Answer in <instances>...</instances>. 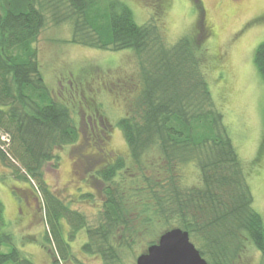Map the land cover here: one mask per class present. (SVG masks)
I'll list each match as a JSON object with an SVG mask.
<instances>
[{"label":"trees","instance_id":"obj_1","mask_svg":"<svg viewBox=\"0 0 264 264\" xmlns=\"http://www.w3.org/2000/svg\"><path fill=\"white\" fill-rule=\"evenodd\" d=\"M192 2L204 15L199 0ZM203 22L193 35L168 45L158 25H139L121 0H0V139L7 135L2 143L8 147L0 146V160L11 164L14 180L32 184L38 194L46 225L43 245L53 264H88L70 245L82 230L85 254L99 256L103 264H130L126 254L144 238L148 248L174 228L189 233L209 264H235L246 241L264 264V217L253 206L244 163L206 78ZM49 23L70 25L73 44L132 50L139 59V96L117 124L129 160L118 157L97 172L107 186L96 226L45 178L48 164L56 169L60 164L56 150L80 136L70 108L45 84L39 63L37 43ZM254 62L264 81V42ZM186 166L198 171V184H184ZM134 167L144 184L135 180L126 188L116 182ZM4 212L0 200V248L7 249L0 250V264H34L4 231Z\"/></svg>","mask_w":264,"mask_h":264},{"label":"rangeland","instance_id":"obj_2","mask_svg":"<svg viewBox=\"0 0 264 264\" xmlns=\"http://www.w3.org/2000/svg\"><path fill=\"white\" fill-rule=\"evenodd\" d=\"M121 1L133 10L139 25H158L168 45L193 35L199 29V20L203 19L208 33L206 78L244 163L254 195L253 206L264 217V81L254 62L255 51L264 42V18L259 19L264 16V0H199L204 15L198 13L192 0ZM71 35L70 25L56 27L49 23L37 43L45 84L58 101L70 108L80 133L77 142L56 150L60 164L57 169L53 168L54 164H48L45 178L59 197L96 226L107 186L97 172L118 157L129 160V148L117 124L128 114L130 100L139 96V59L132 50L110 52L73 44ZM2 136L0 146L8 151L2 143L7 135ZM108 158L114 160L104 163ZM90 161L92 165L88 164ZM5 164L0 160L4 231L13 234L15 246L34 264H49L51 253L43 245L46 225L38 194L32 184L14 180L11 164L8 162V167ZM146 174L151 175L149 171ZM135 180L144 184L136 167L121 172L116 178L126 188L132 187L130 182ZM183 182L198 184V171L186 166ZM86 194L91 197L82 199ZM25 196L32 198L33 208L22 204ZM19 209L29 216L36 212L34 220H27ZM64 224L67 230V223ZM86 241V231L82 230L70 242L76 256L88 264H103L99 256L82 251ZM149 241L146 237L129 251L126 262L136 264L137 257L147 251ZM261 263V253L246 241L235 264Z\"/></svg>","mask_w":264,"mask_h":264},{"label":"water","instance_id":"obj_3","mask_svg":"<svg viewBox=\"0 0 264 264\" xmlns=\"http://www.w3.org/2000/svg\"><path fill=\"white\" fill-rule=\"evenodd\" d=\"M136 264H209L191 241L187 231L174 228L137 257Z\"/></svg>","mask_w":264,"mask_h":264},{"label":"flooded vegetation","instance_id":"obj_4","mask_svg":"<svg viewBox=\"0 0 264 264\" xmlns=\"http://www.w3.org/2000/svg\"><path fill=\"white\" fill-rule=\"evenodd\" d=\"M260 18H264V16L262 17H260ZM100 150V153H104L105 154V151L103 150V149H99ZM110 153V152H109ZM111 154V153H110ZM106 155H108V154H106ZM92 159H95L94 157H92ZM106 162H104V163H109V162H112L114 159L112 158H108V159H104ZM88 163V162H87ZM94 163H97V161L96 162H94ZM88 164H91L92 165V162L90 161ZM103 164V163H102ZM101 168V167H100ZM22 204L24 205H27V207H29L30 206V208H33V206H32V198L31 197H28V196H25V201L24 200H22ZM20 210V212L22 213V214H27V213H25V211L24 210H22V209H19ZM32 210H34V209H32ZM35 211V210H34ZM35 214H36V212L35 213H33L32 212V216H29V215H26V218H27V220H29V221H31V219L32 220H34V217H35Z\"/></svg>","mask_w":264,"mask_h":264},{"label":"crops","instance_id":"obj_5","mask_svg":"<svg viewBox=\"0 0 264 264\" xmlns=\"http://www.w3.org/2000/svg\"><path fill=\"white\" fill-rule=\"evenodd\" d=\"M49 264H53V257H52V255H50V258H49Z\"/></svg>","mask_w":264,"mask_h":264}]
</instances>
